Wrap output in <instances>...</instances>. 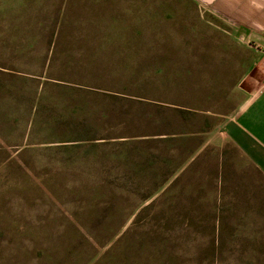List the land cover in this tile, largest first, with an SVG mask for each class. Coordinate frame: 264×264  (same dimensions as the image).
Listing matches in <instances>:
<instances>
[{
  "label": "rangeland",
  "instance_id": "1",
  "mask_svg": "<svg viewBox=\"0 0 264 264\" xmlns=\"http://www.w3.org/2000/svg\"><path fill=\"white\" fill-rule=\"evenodd\" d=\"M231 33L197 0H0V264H264V172L213 136Z\"/></svg>",
  "mask_w": 264,
  "mask_h": 264
},
{
  "label": "crops",
  "instance_id": "2",
  "mask_svg": "<svg viewBox=\"0 0 264 264\" xmlns=\"http://www.w3.org/2000/svg\"><path fill=\"white\" fill-rule=\"evenodd\" d=\"M197 1L232 29L217 42L223 48L209 52V76L223 77L225 91L242 94L213 136L221 134L264 172V0Z\"/></svg>",
  "mask_w": 264,
  "mask_h": 264
}]
</instances>
